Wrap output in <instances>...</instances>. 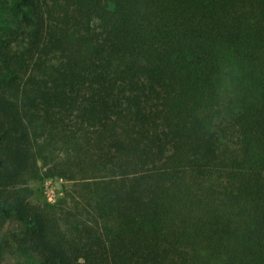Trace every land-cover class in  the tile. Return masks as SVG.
Instances as JSON below:
<instances>
[{"label":"trees","instance_id":"1","mask_svg":"<svg viewBox=\"0 0 264 264\" xmlns=\"http://www.w3.org/2000/svg\"><path fill=\"white\" fill-rule=\"evenodd\" d=\"M11 222L39 264H264V0H0Z\"/></svg>","mask_w":264,"mask_h":264},{"label":"rangeland","instance_id":"2","mask_svg":"<svg viewBox=\"0 0 264 264\" xmlns=\"http://www.w3.org/2000/svg\"><path fill=\"white\" fill-rule=\"evenodd\" d=\"M228 68V66H226ZM226 80L228 78L226 77ZM229 82V81H228ZM72 183L59 176L44 177L40 181L32 183L34 189L33 201L38 204L56 203L59 195L71 187ZM18 231L17 223L11 222L7 225L6 231L0 238V264H39L38 258L24 257L18 254L13 248L15 239L13 234Z\"/></svg>","mask_w":264,"mask_h":264}]
</instances>
